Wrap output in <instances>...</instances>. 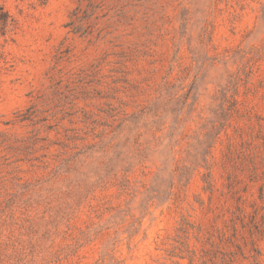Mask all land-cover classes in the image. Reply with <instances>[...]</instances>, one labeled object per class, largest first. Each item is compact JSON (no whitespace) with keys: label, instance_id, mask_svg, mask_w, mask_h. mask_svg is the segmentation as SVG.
<instances>
[{"label":"rangeland","instance_id":"obj_1","mask_svg":"<svg viewBox=\"0 0 264 264\" xmlns=\"http://www.w3.org/2000/svg\"><path fill=\"white\" fill-rule=\"evenodd\" d=\"M0 264H264V0H0Z\"/></svg>","mask_w":264,"mask_h":264}]
</instances>
